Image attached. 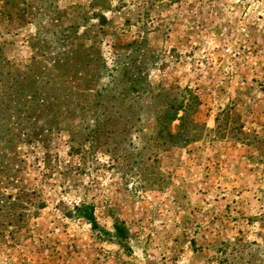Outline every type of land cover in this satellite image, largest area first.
<instances>
[{
  "label": "rangeland",
  "instance_id": "1",
  "mask_svg": "<svg viewBox=\"0 0 264 264\" xmlns=\"http://www.w3.org/2000/svg\"><path fill=\"white\" fill-rule=\"evenodd\" d=\"M178 88L204 129L162 152ZM0 264H264V0H0Z\"/></svg>",
  "mask_w": 264,
  "mask_h": 264
},
{
  "label": "trees",
  "instance_id": "2",
  "mask_svg": "<svg viewBox=\"0 0 264 264\" xmlns=\"http://www.w3.org/2000/svg\"><path fill=\"white\" fill-rule=\"evenodd\" d=\"M119 67H122L121 69H123V72L125 74L128 72L127 66H122V63L116 62L115 66H113V68L111 69V74L112 72L117 71ZM111 74L109 75L111 79L108 80V83L106 84V86L110 87L114 83V75ZM127 79V86L122 90V94L124 99L130 100V93L141 92L143 90V87L139 82V78L134 79L131 76ZM109 89L105 90L108 92ZM101 91L103 90H99L98 93H101ZM142 93L143 92H141V94ZM33 94V98L36 99L38 97V94L36 92H34ZM58 96L59 92L55 94L53 100H56ZM157 96L162 100L161 107L158 108L157 105H155L154 110H147L145 112V115L153 116L155 119V125L153 126L151 134L149 136L150 140L152 141L153 148L162 152L168 151L172 148H183L191 142H194L201 136V132L203 131L204 127H199V125L191 118L193 112L199 106V101L194 91L188 88H184L182 90L178 88L177 92L175 93L170 92V90H164V92H159ZM99 97H101V99L103 100H107L106 95H99ZM39 101L38 103L40 104H46V101L43 99H40ZM88 106L92 107L90 106V104H88ZM175 121H177L178 124L174 127L175 132H171L170 127ZM80 139L81 137L77 139L71 138L70 141L75 142L77 140L80 141ZM71 150H73L75 153H80L81 148L74 149L73 145L71 146ZM74 208L75 214L78 217L88 221L92 225L93 229L97 227L93 208L91 205L79 204L74 206ZM73 213L74 212L72 211H67L65 215L67 217H70L73 215ZM114 230L115 236L119 239V241H123L126 237V230L122 226V223L116 221Z\"/></svg>",
  "mask_w": 264,
  "mask_h": 264
}]
</instances>
